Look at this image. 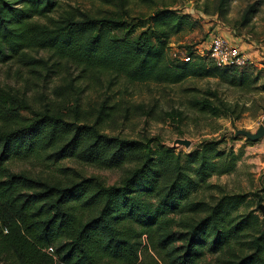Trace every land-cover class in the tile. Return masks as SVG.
<instances>
[{
    "label": "trees",
    "instance_id": "1",
    "mask_svg": "<svg viewBox=\"0 0 264 264\" xmlns=\"http://www.w3.org/2000/svg\"><path fill=\"white\" fill-rule=\"evenodd\" d=\"M231 1L216 0L213 13L227 21ZM260 6L246 8L244 26ZM146 19L142 26H152L136 34L120 19L62 8L60 0H0V62L48 68L47 59L31 54L45 50L55 65L109 71L131 83L216 78L244 91L264 90L262 70L251 63L219 67L190 45L188 59L170 55L171 39L185 24L174 11L156 10ZM209 93L194 98L193 107L211 116L236 112L217 91ZM0 122V264H264V195L229 193L210 180L237 168L241 154L221 147L224 140H204L189 152L154 146L151 139L67 120L50 105L33 109L24 94L1 86ZM44 154L123 173L108 184L97 176L43 179L8 167L10 160ZM145 237L160 260L142 262ZM207 253L217 260L206 261Z\"/></svg>",
    "mask_w": 264,
    "mask_h": 264
},
{
    "label": "rangeland",
    "instance_id": "2",
    "mask_svg": "<svg viewBox=\"0 0 264 264\" xmlns=\"http://www.w3.org/2000/svg\"><path fill=\"white\" fill-rule=\"evenodd\" d=\"M216 0H127L107 5L101 0H60L62 8L78 7L95 15H109L131 28L135 33L149 30L146 18L160 9H170L181 17L184 27L171 39L170 55L183 51L188 45L205 47L213 35H222L236 43L249 58V63L262 70L258 85L264 83V0H232L228 20L213 13ZM260 2L257 14L246 26L242 17L246 8ZM210 11V12H209ZM126 29L120 31L124 34ZM36 58L47 59L48 68L42 62L10 60L0 62V86L8 91L25 95L33 109L47 105L62 112L67 120L80 119L91 125H99L109 135L131 139H151L153 145H173L175 139L192 140L190 150L204 140L222 139L221 147H233L241 156L235 171L214 175L212 183L222 186L229 193L260 192L264 187V138L253 143L235 133L237 129L256 132L264 124V90L244 91L216 78H190L180 84L155 82L131 83L123 76L109 71L83 72L74 64L57 60L50 51L34 50ZM253 63V64H252ZM217 91L223 99L235 107L232 115L211 116L194 108V98L209 97ZM76 103L78 104L76 106ZM24 115H31L27 110ZM1 123V122H0ZM179 150L189 152L185 146ZM8 167L15 172H25L43 179H60L67 176H97L108 184L117 183L121 169H104L85 164L74 158L54 161L44 155L25 159H13ZM210 193L217 194V190ZM210 195V194H208ZM147 244L142 262L160 260L156 250ZM206 261L214 262L216 255L207 253ZM155 263V262H154Z\"/></svg>",
    "mask_w": 264,
    "mask_h": 264
},
{
    "label": "built area",
    "instance_id": "3",
    "mask_svg": "<svg viewBox=\"0 0 264 264\" xmlns=\"http://www.w3.org/2000/svg\"><path fill=\"white\" fill-rule=\"evenodd\" d=\"M198 54L209 57L217 66L225 67L227 65L244 66L249 63V58L236 43L222 35H213L205 47H196ZM174 56L188 59L186 49L175 51Z\"/></svg>",
    "mask_w": 264,
    "mask_h": 264
},
{
    "label": "water",
    "instance_id": "4",
    "mask_svg": "<svg viewBox=\"0 0 264 264\" xmlns=\"http://www.w3.org/2000/svg\"><path fill=\"white\" fill-rule=\"evenodd\" d=\"M239 135L245 136L251 141H257L261 138H264V124H260L256 132H252L246 129H237L235 133V137H238ZM192 144L193 142L190 139L178 138V139H175L173 145H169V146L173 148H178L179 146H185L187 149L190 150V147L192 146Z\"/></svg>",
    "mask_w": 264,
    "mask_h": 264
}]
</instances>
